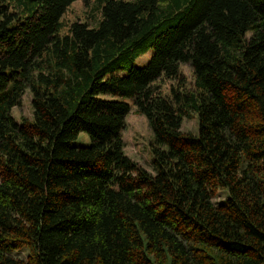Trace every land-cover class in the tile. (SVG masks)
<instances>
[{
  "label": "trees",
  "instance_id": "obj_1",
  "mask_svg": "<svg viewBox=\"0 0 264 264\" xmlns=\"http://www.w3.org/2000/svg\"><path fill=\"white\" fill-rule=\"evenodd\" d=\"M74 1L0 0V264H264V0Z\"/></svg>",
  "mask_w": 264,
  "mask_h": 264
},
{
  "label": "rangeland",
  "instance_id": "obj_2",
  "mask_svg": "<svg viewBox=\"0 0 264 264\" xmlns=\"http://www.w3.org/2000/svg\"><path fill=\"white\" fill-rule=\"evenodd\" d=\"M99 15V8L97 7L96 0H76L70 5L62 18L64 31H67L69 28L68 26L75 21H85L92 26L96 25L99 20ZM147 58L148 54L143 56L138 63H145ZM181 75L183 79L186 80L185 82L188 88L194 86L195 78L193 68L189 64L181 65ZM175 83L176 82L169 79H162L158 82L164 93H168L172 84ZM32 98V92L27 90L22 97L21 104L13 108L12 114L18 119L23 117L31 119L33 117ZM183 129L186 132L196 133L198 131V117L196 114L184 119ZM123 139L125 142L126 154L140 165L150 168L153 132L147 117L140 113L135 106L132 107L130 113L126 117ZM79 140L82 144L89 143L88 134L81 132ZM224 198L225 192L221 191L220 195L215 197L216 205H220ZM14 256L25 259L27 257V251L25 249L17 251L14 253ZM167 264L170 263L168 262Z\"/></svg>",
  "mask_w": 264,
  "mask_h": 264
}]
</instances>
